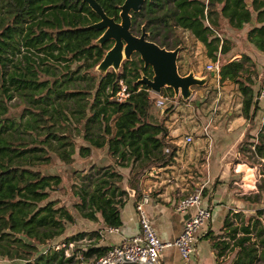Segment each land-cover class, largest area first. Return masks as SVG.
I'll return each instance as SVG.
<instances>
[{"label": "trees", "instance_id": "16d2710c", "mask_svg": "<svg viewBox=\"0 0 264 264\" xmlns=\"http://www.w3.org/2000/svg\"><path fill=\"white\" fill-rule=\"evenodd\" d=\"M97 1L119 20L124 0ZM98 19L84 0H0V264H81L109 249L75 244L98 238V231L64 236L58 248L51 243L75 221L55 195L62 175L43 171L57 159L71 164L76 151L81 157L93 148L107 152L110 163L73 170L70 192L81 216L97 220L100 213L107 226H119L129 196L119 168H130L129 183L142 195L149 172L174 158L166 127L152 120L156 98L137 81L141 71L148 75L139 55L118 71L95 72L112 45L95 43L102 30L90 24ZM131 19L133 33L144 25L147 38L160 46L184 50L188 31L211 60L221 55L220 81L236 84L242 114L252 121L260 106L245 64L250 56H224L232 44L220 30L223 20L238 29L250 23L247 40L264 51V0H145ZM120 79L130 91L123 100L115 98ZM159 94L174 98L169 87ZM239 150L261 167L257 190L242 197L262 206L250 215L229 211L224 233L209 236L217 259L234 252L230 264H264V119Z\"/></svg>", "mask_w": 264, "mask_h": 264}, {"label": "crops", "instance_id": "0c3cea01", "mask_svg": "<svg viewBox=\"0 0 264 264\" xmlns=\"http://www.w3.org/2000/svg\"><path fill=\"white\" fill-rule=\"evenodd\" d=\"M185 33L188 38H191L188 31ZM194 41L203 48L204 55L208 60L206 65L213 62L206 55L204 45L198 40ZM242 54L227 53L224 56L238 59ZM221 57V55L217 57L219 65ZM256 73L252 70L253 78L256 77ZM213 77L215 78L213 79ZM256 81L255 78L254 90L260 108L252 121L247 120L242 114V97L236 84L228 80L220 81L219 72L216 71L205 86L199 89L194 88V93L188 100L179 99L178 102L173 103L172 98L165 97V101L161 104L162 107L153 105L151 108L152 120L162 122L166 127L167 139L175 148L173 160L164 166L155 167L149 172L142 183V195L129 183L130 168H119L124 173L123 187L129 193L120 208L122 223L119 226H112L116 229L111 230L109 229L111 226L104 223L100 213H97V220H92L81 216L72 204L74 210L70 208V211L74 214L75 221L67 226L65 233L57 238L56 243L60 244V240L64 236L81 231H98L99 235L98 238L85 236L83 239L75 241V244L79 246L98 245L110 248L124 242L140 230L135 204L143 196L148 197V200L143 203L145 213L160 238L173 240L181 232L188 216L187 213L176 210V203L181 197L200 189L203 203L211 208V216L196 232L197 240L194 252L189 259L184 260L178 248L170 245L163 249L159 264H230L234 258V252L227 253L217 259L209 234L224 233V219L229 211H243L246 215H250L255 212L256 208L262 206V204H255L242 197L243 194L257 190L260 173L256 170L257 166L246 161L243 153L239 150L247 134L257 135L264 119V104H260L264 102V99L259 97L262 87L260 82L257 86ZM229 82L237 93L234 100L231 99V93L227 92L228 89L225 85ZM216 84L218 91L213 90L214 86H217ZM205 93H208L205 96L207 100H203L195 111L193 102L199 101L197 95ZM200 99L202 100V98ZM207 102L208 112L204 116L203 114L206 113L204 107ZM225 106L226 110L223 108ZM186 136H192V140L188 141ZM102 154L103 162L99 164L110 163L111 158L107 152L96 148L92 149L89 157H81L78 153L74 154L72 163L77 160L83 161L85 158L92 160L90 165L98 163L99 161H96L95 158ZM89 166L73 168L74 170H86ZM71 196L75 202L76 198L72 194ZM72 245L73 243L66 249L67 254L71 252Z\"/></svg>", "mask_w": 264, "mask_h": 264}, {"label": "water", "instance_id": "95a60500", "mask_svg": "<svg viewBox=\"0 0 264 264\" xmlns=\"http://www.w3.org/2000/svg\"><path fill=\"white\" fill-rule=\"evenodd\" d=\"M96 12L99 19L90 26L101 29L102 32L95 40V43H103L112 40V45L95 66L100 74L113 69L118 71L124 60L132 59L137 53L144 66L151 68V75L144 74L138 82L146 84L155 93H160L164 87L173 91L175 98L188 100L194 93V86H204L214 71L203 76L196 75L192 69L186 73H180L178 58L181 45L175 48H166L147 38L144 25L141 26L140 34L131 31L132 12L139 11L145 0H124L119 5V20L109 16L97 0H84ZM115 264H143L137 261H123Z\"/></svg>", "mask_w": 264, "mask_h": 264}, {"label": "built area", "instance_id": "2783aa9c", "mask_svg": "<svg viewBox=\"0 0 264 264\" xmlns=\"http://www.w3.org/2000/svg\"><path fill=\"white\" fill-rule=\"evenodd\" d=\"M209 71L219 72V60H215L206 65ZM119 89L115 93V98L118 100L125 99L130 91L124 80H119ZM163 100L166 96L157 93ZM259 97L264 99V85L259 91ZM167 98V97H166ZM176 103L179 98L171 99ZM164 101L158 100L157 105H161ZM188 141L192 140V136H186ZM148 197L143 196L136 201L135 207L139 217L140 230L138 233L130 236L124 242L111 246L103 254L92 257L86 260L83 264H115L123 261H137L143 264H159L161 253L164 248L174 245L178 248L182 258L187 260L195 250L198 229L211 216V208L203 203V196L200 189L195 190L181 197L176 203V210L187 213L184 226L181 232L173 240H164L160 238L155 227L148 219L143 207L144 201ZM109 229H116L109 227ZM60 245H56L58 248Z\"/></svg>", "mask_w": 264, "mask_h": 264}, {"label": "rangeland", "instance_id": "374dc122", "mask_svg": "<svg viewBox=\"0 0 264 264\" xmlns=\"http://www.w3.org/2000/svg\"><path fill=\"white\" fill-rule=\"evenodd\" d=\"M251 24L247 23L244 24V26L242 28L236 29V28H232L225 20L222 21V25H221V30H220V34L222 37H227L230 41V43L232 44V49L229 52L230 54H236V53H244V54H250V58L249 60H247L245 62L246 67H248L251 71L253 70L256 73V85L259 86V82H260V86L262 87V85H264V51L259 50L258 48H256L253 44L249 43L246 39V31L249 28ZM180 33V31H179ZM185 49L184 50H180L179 53V57H181V59H179L178 64H179V71L180 73H186L188 72L190 69H192L194 71V73L196 75H205V74H209V70L206 68V63L208 62L206 56L204 55L203 52V48L201 47V45H198L195 43V41L191 38H187L185 40ZM135 57H138V54L136 53V55H134ZM221 61L223 60L222 57L220 58ZM95 72L99 73V71L97 69H95ZM245 74H247L245 72ZM215 75V73H214ZM213 75V76H214ZM215 77H213L214 79ZM212 82V81H210ZM262 84V85H261ZM217 85V84H216ZM225 85L227 86V92L229 91L231 93V99L234 100L235 99V95L237 93H235V89L234 87H232L233 85L229 82V83H225ZM205 86V85H204ZM200 87L203 86H194L193 88L195 89H199ZM217 86H214L213 90H217ZM260 87V88H261ZM209 91L211 89H208ZM218 91V90H217ZM216 91V93H217ZM210 93V92H208ZM205 93L203 95H197V99L199 100L198 102H193V106H195V111L197 110L196 108L202 103L203 100H207V98H205V96L208 94ZM150 95L151 96H155L156 97V101L154 106L156 107H162L157 105V101L158 100H163V98H161L157 93L153 92L150 90ZM202 98V100L200 99ZM205 98V99H204ZM237 100V98H236ZM195 101V100H194ZM197 103V104H195ZM260 104H264V102L260 103ZM206 110V113H204L203 115L206 116L207 112H208V102L206 104V107H204ZM224 110H226V106L223 107ZM224 114H226V112L224 111ZM225 117V116H224ZM79 142H81V140L78 139ZM101 152V151H99ZM77 154V153H75ZM103 157V154L100 155L99 157L95 158L96 161H99L98 163H102L103 159H101ZM243 157L245 158V155L243 154ZM105 158V155H104ZM92 162L91 159H87L85 158L83 161L77 160L74 163L71 164H65L62 161H60L59 159L56 160V163L49 167L44 169V172H53V173H60L62 175V184L60 185V187L58 188V192L55 194L56 196H58L61 199L62 203H65L69 206V208H73L72 204L74 202V199L71 196V192H70V188L72 183L74 182V180H76V176L75 174H73V167H80V168H86L87 166L90 165V163ZM260 166H257V172H260ZM256 172V174H257ZM74 210V208H73ZM248 213V212H247ZM57 239L53 240L51 243L55 244L57 241ZM44 248V247H43ZM70 251V250H69Z\"/></svg>", "mask_w": 264, "mask_h": 264}, {"label": "flooded vegetation", "instance_id": "af4514ba", "mask_svg": "<svg viewBox=\"0 0 264 264\" xmlns=\"http://www.w3.org/2000/svg\"><path fill=\"white\" fill-rule=\"evenodd\" d=\"M138 34H140V33H138ZM107 41H110L111 43H113L112 40H107ZM134 54H136V53H134ZM134 54H133V55H134ZM145 67H147L146 70H147L148 75L150 76V75H151V72H150V71H151V68H150L149 66H145Z\"/></svg>", "mask_w": 264, "mask_h": 264}]
</instances>
